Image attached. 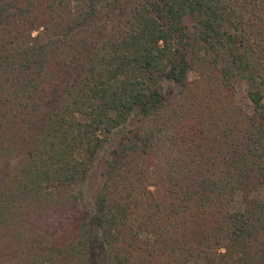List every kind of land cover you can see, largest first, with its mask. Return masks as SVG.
<instances>
[{"label":"trees","instance_id":"16d2710c","mask_svg":"<svg viewBox=\"0 0 264 264\" xmlns=\"http://www.w3.org/2000/svg\"><path fill=\"white\" fill-rule=\"evenodd\" d=\"M263 190L264 0H0V264H264Z\"/></svg>","mask_w":264,"mask_h":264},{"label":"rangeland","instance_id":"374dc122","mask_svg":"<svg viewBox=\"0 0 264 264\" xmlns=\"http://www.w3.org/2000/svg\"><path fill=\"white\" fill-rule=\"evenodd\" d=\"M36 33V32H35ZM196 75L195 72H191V77L193 78ZM141 78L144 79L150 86H158L169 90H177L178 86L173 81H170L162 77L159 73H147L144 72L141 74ZM236 89V99L239 104H241L245 109L252 110V102L248 97L247 90L248 84L242 78H238L234 82ZM134 120L126 124H121L117 127L111 129L110 133H107L105 130H101V135L106 139L104 146L101 148L99 155L94 163V166L91 170L89 178L82 183L74 184L69 189L75 192L80 197V202L87 212H94V195L96 188L100 187L103 183L102 171L105 168V161L110 158V152L116 146L118 141L122 138L123 135L127 133L128 128L133 124ZM50 187H54L50 185ZM259 196L264 199V190L259 193ZM244 206L243 194L238 192L234 196L233 208L237 210H242ZM50 215L54 218L60 216V213L57 210H51ZM44 213L39 212L38 218L43 217ZM36 222L37 226L44 223V220H39ZM46 221V220H45ZM108 234V235H107ZM101 236H106L108 239L116 238L115 231L112 227H107L106 229L101 230ZM110 246L105 247V251L110 250ZM5 251V250H4ZM104 252V250H102Z\"/></svg>","mask_w":264,"mask_h":264}]
</instances>
